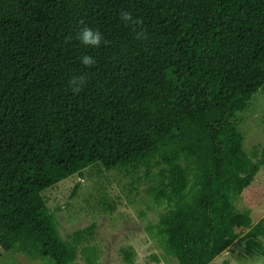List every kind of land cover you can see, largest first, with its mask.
Here are the masks:
<instances>
[{
	"label": "trees",
	"instance_id": "trees-1",
	"mask_svg": "<svg viewBox=\"0 0 264 264\" xmlns=\"http://www.w3.org/2000/svg\"><path fill=\"white\" fill-rule=\"evenodd\" d=\"M84 26L98 47L77 38ZM263 85L264 0H0V247L96 264L83 246L95 225L63 239L43 195L89 168L106 213L118 204L107 172L135 195L152 183L166 204L155 234L177 264H218L236 241L264 256V216L234 203L264 147L254 161L233 120ZM121 253L134 264L132 246Z\"/></svg>",
	"mask_w": 264,
	"mask_h": 264
},
{
	"label": "rangeland",
	"instance_id": "rangeland-1",
	"mask_svg": "<svg viewBox=\"0 0 264 264\" xmlns=\"http://www.w3.org/2000/svg\"><path fill=\"white\" fill-rule=\"evenodd\" d=\"M233 120L243 134L244 149L257 161L264 147V85L254 95L250 106L236 113ZM95 173V169H85L83 175L73 174L43 191V195L48 198L49 209L57 218V228L63 239L77 229L94 224L93 235L83 242V246L95 249L98 256L96 264H128L123 259L121 249L129 246L135 250L134 264H177V260L166 253L163 243L155 234L154 226L159 222L160 214L166 210V204L156 203L147 192L152 183L141 184L138 195H135L133 187L128 186L131 182L129 177L117 171L107 172L111 184L103 181V185L118 204L114 212L106 213L98 200L97 191L102 190V187L95 183V178L98 179ZM78 182L81 184L75 195H72ZM234 203L237 209L249 211L254 223L264 216V165ZM79 252H82V247ZM94 255L95 252L93 255L89 253L92 258ZM216 262L264 264V256L246 253L244 243L236 241L216 258ZM77 263L86 264L82 253ZM0 264L53 262L50 258L32 259L0 247Z\"/></svg>",
	"mask_w": 264,
	"mask_h": 264
},
{
	"label": "clouds",
	"instance_id": "clouds-1",
	"mask_svg": "<svg viewBox=\"0 0 264 264\" xmlns=\"http://www.w3.org/2000/svg\"><path fill=\"white\" fill-rule=\"evenodd\" d=\"M121 19L126 24L129 22L139 23V21H133L132 14L127 11H122L120 13ZM83 23V21H81ZM138 38L144 35V32L141 31L138 34ZM82 43L90 46L98 47L103 39L99 30H93L91 27L84 26L80 29L77 37ZM82 63L86 66H91L95 63L93 57L89 55L83 56ZM83 82V77H73L71 80V85H73V91H78L80 84Z\"/></svg>",
	"mask_w": 264,
	"mask_h": 264
}]
</instances>
